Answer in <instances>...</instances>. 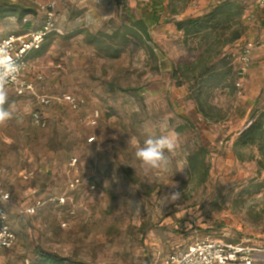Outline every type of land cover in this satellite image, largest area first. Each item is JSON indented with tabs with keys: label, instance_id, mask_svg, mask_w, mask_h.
Here are the masks:
<instances>
[{
	"label": "rangeland",
	"instance_id": "obj_1",
	"mask_svg": "<svg viewBox=\"0 0 264 264\" xmlns=\"http://www.w3.org/2000/svg\"><path fill=\"white\" fill-rule=\"evenodd\" d=\"M35 9L24 22L0 19V40L39 28L52 1L60 33L43 43L47 50L30 57L26 77L37 95L16 99L13 118L0 125V171L11 199L5 203L7 222L16 234L0 264H34L40 252L94 264H164L174 250L198 239L239 242L255 237L264 244V155L257 146L236 148L240 131L254 111L264 109V50L257 48L251 67L236 79L235 88L215 90L211 102L221 113L205 119L189 99L188 85H177L176 67L194 62L199 51L190 49L182 32L163 13L152 25V40H135L120 58L108 59L84 41L79 30L107 31L148 4L169 0H14ZM245 8L242 42L264 40L263 12L257 0H240ZM218 0H177L184 10L177 19L199 16ZM30 22V26L25 23ZM234 59V62L236 61ZM239 83V84H238ZM74 94L86 104L75 111L55 99L41 105L38 96ZM99 111L96 125L89 118ZM39 112L44 125L37 123ZM178 133V145L169 171L145 176L127 146L130 136L143 145L150 132ZM90 137H95L89 142ZM207 148L209 174L205 181L190 175L189 155ZM85 163L82 175L92 176L96 188L79 187L73 193L69 162ZM34 171L24 180L21 174ZM181 191L172 201V185ZM70 193L73 204L57 197ZM43 202L33 215L26 207ZM72 210L74 213H71ZM67 222L63 227L62 223ZM228 241V242H229ZM255 264H264V252Z\"/></svg>",
	"mask_w": 264,
	"mask_h": 264
},
{
	"label": "trees",
	"instance_id": "obj_2",
	"mask_svg": "<svg viewBox=\"0 0 264 264\" xmlns=\"http://www.w3.org/2000/svg\"><path fill=\"white\" fill-rule=\"evenodd\" d=\"M176 1L169 0L167 5L162 2L148 4L141 13L127 9L125 19L117 27H112L110 32L82 29L76 33L83 34L84 41L93 46L103 57L117 59L134 40L140 45H147L152 40V25L162 20L163 13L169 14V21L175 22L177 30L182 32L186 43L196 41L194 45L189 44L190 49L199 51V56L194 62L175 68L173 76L177 79V85H188V97L195 103L199 114L205 119L218 120L221 113L211 102L214 91L235 88L236 79L241 76L239 61L234 54L227 53L226 48L230 45L238 46L243 40V34L247 29L243 20L245 8L240 0H218L204 14L179 20L177 16L182 13L185 6L178 8ZM35 12V9L20 2L0 0V19L16 17L23 23L28 15ZM25 25L29 27L31 24L27 22ZM46 50L47 45L42 44L39 49L33 50L28 55V60L30 57L42 56ZM234 146L236 148L257 146L260 153L264 155V109L251 114L250 123L240 131ZM207 152V148L201 146L188 158L190 175L200 177L203 181L209 174V165L206 162ZM34 264L94 263L71 260L58 254L42 251L37 254Z\"/></svg>",
	"mask_w": 264,
	"mask_h": 264
},
{
	"label": "built area",
	"instance_id": "obj_3",
	"mask_svg": "<svg viewBox=\"0 0 264 264\" xmlns=\"http://www.w3.org/2000/svg\"><path fill=\"white\" fill-rule=\"evenodd\" d=\"M263 15L264 25V0H257ZM45 19L43 25L24 35H10L0 40V54L4 60L15 64L18 68L16 74L9 80L8 87H14L18 95L30 93L37 95L35 84L26 77L28 68V55L36 49H39L44 43L45 38L53 33H60L58 24V16L56 12V3L50 2L44 7ZM264 50V40L255 42L254 40H246L242 42L237 51L238 61L240 63V72L245 74L251 67L253 54L255 49ZM239 84V83H238ZM41 105H49L55 99L66 103L75 111L80 110L86 104L83 97L74 94H64L60 97L38 96ZM99 111L93 112L88 121L91 125L97 124ZM34 119L37 123L44 125L41 114L36 112ZM95 137H90L89 142H93ZM70 169L73 171L69 180V190L74 192L79 187L88 186L95 189L96 185L92 176L82 175L81 170L85 168V163L79 158H71L69 162ZM24 180H31L35 177L34 171H25L21 174ZM70 193H64L57 197V201L65 205L67 202L73 204L74 200L69 196ZM11 194L5 190L2 173L0 171V254L2 250L11 249L16 242V234L7 222V212L5 203L10 201ZM43 202L36 198L33 205L28 206L23 211L28 215H33ZM71 213H74L72 210ZM63 227L67 226V222L62 223ZM264 252V244L256 243L255 237H247L239 242H228L225 239H198L197 241L185 247L178 248L170 253L164 260V264H255L256 255Z\"/></svg>",
	"mask_w": 264,
	"mask_h": 264
},
{
	"label": "clouds",
	"instance_id": "obj_4",
	"mask_svg": "<svg viewBox=\"0 0 264 264\" xmlns=\"http://www.w3.org/2000/svg\"><path fill=\"white\" fill-rule=\"evenodd\" d=\"M17 71V66L4 60L2 54H0V125L13 118V112L9 108H5V105L8 103L7 84ZM177 145L178 133L175 131H169L167 134L161 135L150 132L143 145L140 144L136 136H130L127 140V146L134 151V158L145 176L156 172L165 173L169 171L170 158L166 153H173ZM172 189L170 193L171 200H179L181 191L178 185L173 184Z\"/></svg>",
	"mask_w": 264,
	"mask_h": 264
},
{
	"label": "crops",
	"instance_id": "obj_5",
	"mask_svg": "<svg viewBox=\"0 0 264 264\" xmlns=\"http://www.w3.org/2000/svg\"><path fill=\"white\" fill-rule=\"evenodd\" d=\"M7 89H8V103L5 105V108H9L10 109L11 108V105L14 104V102H15L16 99L22 100L24 97H28V96L32 97L33 96L30 93H26L24 95H18L16 93L14 87H8ZM2 251H1V253H2Z\"/></svg>",
	"mask_w": 264,
	"mask_h": 264
}]
</instances>
